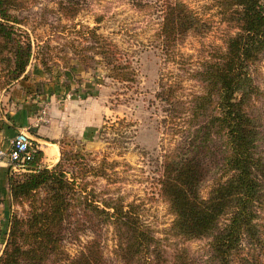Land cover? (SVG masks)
<instances>
[{
	"label": "trees",
	"instance_id": "obj_1",
	"mask_svg": "<svg viewBox=\"0 0 264 264\" xmlns=\"http://www.w3.org/2000/svg\"><path fill=\"white\" fill-rule=\"evenodd\" d=\"M127 1L140 14L161 17L157 39L170 59L187 39L202 41L216 26L181 0ZM210 1L208 9L216 10L227 33L223 45L202 51L195 76L202 93L183 101L177 95L180 87L170 86L161 95L171 106V122L183 120L186 126L174 130L181 140L165 154L158 180L160 199L174 218L164 239L143 220L145 201L126 203L121 196L99 200L90 190L89 176L109 179L104 167H92L82 152L69 158L63 153L48 167L38 150L23 174L10 177L13 205L23 214L15 211L11 217L0 264H115L104 250L110 228L116 264H264V154L257 107L258 101L264 104V93L254 77L264 58V0ZM23 8L20 0H0L4 88L25 75L37 54L30 36L19 29ZM87 30L94 44L75 50L81 62L99 56L114 79L129 81L116 44L98 34V28ZM39 60L48 66L45 55ZM173 239L177 243L169 255ZM204 239L209 240L207 261L188 246ZM73 245L79 247L74 256L68 250Z\"/></svg>",
	"mask_w": 264,
	"mask_h": 264
},
{
	"label": "rangeland",
	"instance_id": "obj_2",
	"mask_svg": "<svg viewBox=\"0 0 264 264\" xmlns=\"http://www.w3.org/2000/svg\"><path fill=\"white\" fill-rule=\"evenodd\" d=\"M20 1L24 8L18 13L23 22L19 29L30 36L37 54L19 81L8 88L1 87L0 84V119L8 117L11 120L9 109L14 106L20 110L21 104L29 103L33 107L34 121L22 130L33 136L34 146H43L47 151L50 144L57 145L59 161L63 158V153L69 158L71 154L82 152L92 167H104L109 179L89 176L87 182L90 190L95 192L99 200L121 196L126 203L145 201L142 218L153 227L155 235L163 240L164 232L171 227L174 218L160 199L158 180L162 174L165 154L181 140L182 135H175L174 130L184 129L186 126L183 125V120L171 122V106L161 99L165 94L161 95L170 86L180 87L177 95L183 101H190L195 95L202 93V84L195 77L200 69V57L204 56L202 51L212 44L223 45L227 25L214 16L216 10L208 9L212 3L210 0H181L207 18H212L216 26L202 41L187 39L177 47L176 56L170 59L167 47L157 39L161 17L140 14L127 0ZM100 17L103 19L98 23L97 18ZM89 28H98V34L116 44L120 62L128 67L129 81L114 79L111 68L99 56L87 63L81 62L75 50L86 49L94 44L93 39L85 35ZM43 55L48 63L47 67L39 60ZM87 56L93 54L89 53ZM34 65L41 67L48 78H55L53 81L61 86L71 84L72 87L74 83L68 78L73 73L81 76L77 77L79 81L93 78L96 85L105 87L106 93L101 96L100 101L75 95L78 87L71 89L74 94H58L54 99L44 96L45 94H7L15 85L26 80ZM78 67L83 72H77ZM1 68L4 66L0 63V70ZM254 77L259 90L264 93V58L256 66ZM4 81V77L0 76V82ZM41 84H37L34 90L39 92ZM17 97L19 100L23 99V103H17ZM257 107L262 126L260 149L264 154L263 101H258ZM73 109H86L91 116L96 115L94 123L97 126L91 129L94 138L90 141L82 132L76 131V124L73 125L71 120ZM44 128L63 131V135L55 140L46 138L49 144H39L36 133ZM44 159L46 166L54 164L53 161H47L48 155H44ZM9 173L11 177L23 174L24 171L9 169ZM209 184L211 181L204 186L205 195ZM15 211L23 214L22 208L15 207L12 202L11 217ZM87 240V237L83 238L84 243ZM172 242L173 248L172 251L169 250V255L177 243L174 239ZM208 243L209 240L204 239L188 246L193 255L207 261ZM115 244L113 229L110 228L104 237V250L106 257L116 264ZM68 250L74 256L79 247L68 246Z\"/></svg>",
	"mask_w": 264,
	"mask_h": 264
},
{
	"label": "crops",
	"instance_id": "obj_3",
	"mask_svg": "<svg viewBox=\"0 0 264 264\" xmlns=\"http://www.w3.org/2000/svg\"><path fill=\"white\" fill-rule=\"evenodd\" d=\"M32 72L26 77V80L22 84H17L7 94H45L44 96H50L53 99L58 96V94H74L71 89L78 87L77 93L75 95L82 96L84 99L101 100V96L105 94V87L103 85H96L93 78L89 81L77 80L75 74H69V80L74 84L71 87V84L66 86L59 85L58 82L53 81L55 78H48L44 73L41 67L38 65L31 66ZM77 72L81 73L79 67L76 69ZM75 75V76H74ZM43 83V84H41ZM37 84H41L38 90H34L37 87ZM87 86V87H86ZM30 87V89H26ZM86 87V88H85ZM30 92V93H29ZM74 96V95H73ZM22 98L21 95H19ZM76 100V99H75ZM17 103H23V99H16ZM76 102V101H75ZM78 102V101H77ZM20 110H17L14 106L9 109L12 116L11 120L8 117H2L0 119V151L8 152L10 150V140L14 139L15 136L22 131V128L29 127L33 119V107L29 103L21 104L19 107ZM73 117L71 118L73 125L76 124V131L82 132L81 134L85 136L88 141L94 138V134L91 129L97 124L94 123L95 116H91L86 109L83 110H71ZM78 126V127H77ZM73 129V128H72ZM36 135L39 140V144H49L46 138L58 139L63 135V131L58 130L51 131V128H44L37 131ZM32 140L33 136L31 135ZM39 150L44 152L45 157H49L47 161H53L54 164H47L48 167H53L55 163L59 161V148L55 144H50V147L45 151L43 146H38ZM43 161H46L44 159ZM46 165V164H45ZM9 164L6 159H3L0 162V257L3 254V251L6 246L8 239L10 221L12 215V196L10 191V173H9Z\"/></svg>",
	"mask_w": 264,
	"mask_h": 264
},
{
	"label": "built area",
	"instance_id": "obj_4",
	"mask_svg": "<svg viewBox=\"0 0 264 264\" xmlns=\"http://www.w3.org/2000/svg\"><path fill=\"white\" fill-rule=\"evenodd\" d=\"M31 134L27 131H20L11 141L10 150L6 153L0 151V162L6 159L12 171H25L24 166L32 159L39 147H35Z\"/></svg>",
	"mask_w": 264,
	"mask_h": 264
}]
</instances>
